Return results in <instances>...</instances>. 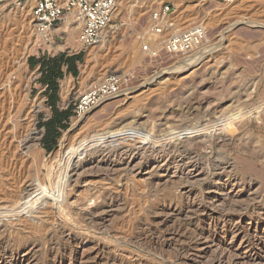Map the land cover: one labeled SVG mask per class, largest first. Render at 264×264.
<instances>
[{"label": "rangeland", "instance_id": "374dc122", "mask_svg": "<svg viewBox=\"0 0 264 264\" xmlns=\"http://www.w3.org/2000/svg\"><path fill=\"white\" fill-rule=\"evenodd\" d=\"M35 3L0 0V264H214L223 250V264H264V251L253 255L241 240L249 234L264 242V211L241 212L264 207V0H117L101 47L84 51L76 34L62 38L63 25L52 45L43 44L32 20ZM163 4L176 25L170 34L206 27L207 39L191 55L167 56L155 43L156 56L144 52L151 13ZM64 51L83 60L79 75L61 82L59 107L73 113L80 96L112 74L122 77L127 96L101 104L78 126L83 117H72L48 152L40 125L52 109L30 61ZM195 53L199 63L177 69ZM199 131L207 135L202 147L192 141L184 147L230 164L229 176L255 182L260 196L235 187L239 197L215 193L217 209L205 210L203 177L185 186L173 173L157 175L154 162L138 174L136 161L111 178L99 162L114 152L148 155L153 146ZM53 157L58 172L51 180L45 164ZM76 162L84 169L68 182L64 208L71 211L62 214L51 196ZM170 201L188 210L168 209ZM236 226L242 236L234 240Z\"/></svg>", "mask_w": 264, "mask_h": 264}, {"label": "bare ground", "instance_id": "6f19581e", "mask_svg": "<svg viewBox=\"0 0 264 264\" xmlns=\"http://www.w3.org/2000/svg\"><path fill=\"white\" fill-rule=\"evenodd\" d=\"M118 11H119L118 10V7H116L114 16L116 15V13ZM174 27L176 28V25L175 24H174ZM179 32H182V31H179L178 30V33ZM68 33H70V35H73V32H71V31H69ZM223 37H225V36H222V38H221L220 41L224 40ZM104 39H105V37H104ZM222 42H220V43H222ZM99 47H101L100 44L96 46V48H99ZM197 48L198 47L194 48L191 52H189L187 54H182L181 56H189L192 53H194ZM197 57H198V53H195L191 57L185 58L183 60V62H181L182 65L184 64L183 65L184 67L179 66V67H177V69H179V70H181V68L187 69L188 67H190V66H192V65H194L196 63H199V60H200L201 57L200 58H197ZM112 75H114V74H112ZM123 94L126 95L125 92L124 93L121 92L120 94L116 95L115 97L110 98V99H107L104 103L109 102V101H111V100H113V99H115V98H117L119 96L121 97V95H123ZM192 111H194L193 108H192ZM86 119H87V116L83 117L82 119L76 120L74 122L75 123V126H78L81 123H84V121ZM183 135H184V138H185V139H183V142L177 143V144H173L171 142H167V143H164V144H162L160 146H153V147L147 149L148 155H147V152L145 154H142V155L141 154H139V155L138 154H135V155L134 154L127 155L126 153H121V152L120 153L114 152V153H111V155H109V152H108L109 157L105 156V154H104V156H101V159H100L99 162H102L103 161L105 163V168H104L105 169V172H106L105 173V176L106 177H111V178H113V176H115V174L118 173V172H121V173L122 172H127L128 171L127 170L128 166L129 165H132L136 161H138L139 165H142V166H140V170H139L138 174H142L143 173V165L144 164L154 162V163L157 164V171H156V174L157 175H161V174H168L169 175L170 173H173L175 175H178L179 180L185 186L186 185H189V186L192 187L193 186V183L191 182L192 179H196V178L203 177L204 183H203V185H201V192H200V194H201V199H202L201 202H203L204 200H207V206L204 208L205 210H209V209L214 210V209H217V207H218L217 202H219L220 200L216 199L218 197L214 195L215 193L221 192V195H226L228 198H233V199L239 197V195L241 194V191H243V190H245L247 192H251V194H252V191L254 190V187L256 186V183L253 182V181H250V183L244 184L243 181L240 178H237L235 176H229V175H231V167H232L230 164L223 163V162H219L218 160H216V159H218L216 157H215L216 159H210V158L207 159V157H208L207 154H203L202 156L194 155L195 153L193 151L188 150L186 147H184V144H186L188 142H191V141L194 144H196V145H201L204 142V140L207 138V135L205 133H201V131H199V132H195V133H192L191 132L189 134H183ZM113 136H114V134H112L110 137H113ZM180 137H181V135H180ZM193 137H195V138H193ZM25 145H26V143H25ZM27 147L29 149L32 146H27ZM201 147H202V145H201ZM87 149H89V148H87ZM83 153H82V155H83ZM80 155L81 154H79V156ZM83 156H81V157H83ZM76 157L78 158V155L76 156V154H75L73 156V158H76ZM54 159H55V157L51 158V160L48 161L49 163L48 164H45L46 165V168L49 170V176L51 177V180H52V178H54L56 176V174L58 172V171H56L57 168L55 170H53L55 168V167L53 168L54 165H52V163L54 162L53 161ZM72 161H73V159H71V162ZM68 164H69V166L66 169L67 171L65 173V180H63V182H62L61 190L59 192H53L52 193V196H51L52 201H53L52 203L54 204V207L56 206L55 208H57V211H59L62 214H66V213H69L71 211V210H67V209L64 208L65 207V204H66V202L68 200V198L70 197V194H69V191H68V188H69V185H68L69 183L68 182H71V179L73 177L77 176L79 173L83 172L82 170L84 169V164H81L80 162L79 163L76 162V164L75 163L74 164L68 163ZM225 177H227V178H225ZM235 187L241 188L242 190L241 191H238L237 193H234L233 190L235 189ZM259 187L260 186L256 187L255 191H253V192H255L256 195H259L260 196ZM41 192H43V191H41ZM26 194H28V193H26ZM30 194H32V193H30ZM208 195L210 197H207ZM29 196L30 195H28V198H29ZM254 197H256V196H254ZM195 198L197 200L199 197L195 196ZM236 203H237V201H236ZM248 205H250V204H248ZM166 207L168 209H172V210L175 209V211L178 212V213H183V212H185V211L188 210V208H186V207H188L187 205L183 206L181 204H175L174 201H170L169 203H167L166 204ZM250 211L252 212V214L255 215L258 212L264 211V207H260V206H257V205L256 206H253L251 209H246L244 211H241V212H243V214L241 212H238V210H237L238 214L241 213L242 215H246ZM245 212H247V213H245ZM158 213H160V212H158ZM234 214H236V213H234ZM235 216H237V215H235ZM232 217H234V215L233 216H230V218H229L230 221L233 220ZM235 228L237 229V231L236 232H233V231L231 232V234H233V237L232 238L234 240L240 239L241 236H242V234H240V232H238V231H240V228L238 226H236ZM228 232H230V231H228ZM241 240H242V242H244L245 244H247V248L250 250V252H253V255L255 253L263 252L264 251V242H262L261 239H257L258 242L257 243H254V242L251 241L252 239H251V237H250L249 234L248 235H245L244 234L242 236V239ZM213 242H214V240H213ZM223 249H225V248H223ZM4 250H5V248H4ZM154 250H156V249H154ZM226 253H227V251H224V250L222 251V253H219L218 256H216V258L214 259V262H215L214 264H223L224 258L226 257V256H224V254L226 255ZM0 255H1V249H0ZM230 258H231V256H230ZM252 260H254V259H252ZM211 262L213 263V261H211ZM232 263H233V261H232Z\"/></svg>", "mask_w": 264, "mask_h": 264}, {"label": "built area", "instance_id": "2783aa9c", "mask_svg": "<svg viewBox=\"0 0 264 264\" xmlns=\"http://www.w3.org/2000/svg\"><path fill=\"white\" fill-rule=\"evenodd\" d=\"M117 0H36L32 10V20L36 34L45 45L54 43V32L59 25L77 36L76 45L82 51L96 47L104 40L109 29ZM172 8L167 4L153 11L148 23L150 40L143 47L144 52L152 53V44H159L167 56L182 55L201 46L207 39V29L197 25L179 33L170 31L174 28L171 21ZM123 79L118 74L107 76L98 86L83 93L75 105L73 117L82 118L107 99L120 94Z\"/></svg>", "mask_w": 264, "mask_h": 264}, {"label": "trees", "instance_id": "16d2710c", "mask_svg": "<svg viewBox=\"0 0 264 264\" xmlns=\"http://www.w3.org/2000/svg\"><path fill=\"white\" fill-rule=\"evenodd\" d=\"M34 59H31V61ZM82 61L83 55H79L75 58L67 59V62L74 67L75 61ZM42 63V80L44 84L49 85V90L52 91L51 107L53 109V117L51 120L45 123H41V127L45 128L46 133L42 140V146L46 151L52 152L58 144V140L62 135V131L68 129V125L73 117L71 110L60 111L56 108L57 95L59 90V84L57 79H62L64 74L61 72V65L64 62V58H44L40 60Z\"/></svg>", "mask_w": 264, "mask_h": 264}, {"label": "crops", "instance_id": "0c3cea01", "mask_svg": "<svg viewBox=\"0 0 264 264\" xmlns=\"http://www.w3.org/2000/svg\"><path fill=\"white\" fill-rule=\"evenodd\" d=\"M75 41V39H74ZM76 44V42H75ZM79 55H82V54H79L77 52H70V51H64L62 52L61 54L57 55V56H54L53 58H64V62L62 63L61 65V72L64 74V77L62 79L58 78L57 79V83L59 84V90H58V95H57V102H56V108L59 109L60 111H68V110H65V109H62L61 107H59V102H60V91H61V82L68 76L70 75L72 78H76L78 75H79V65L82 63V61H75V64H74V67H71V64L69 62H67V59H71V58H75ZM30 65L31 67L33 68H37L39 67V71L41 73V76H42V72H41V68H42V63L39 59H34L32 61H30ZM42 86L44 87V95L47 97V103L48 105L50 106V108L52 109L51 107V96H52V91L49 90V85L48 84H44L43 83V80L40 81ZM52 117H53V109H52ZM52 117H50L46 122H48L49 120L52 119ZM45 123V122H43ZM45 133H46V130H45ZM45 133L43 135V138L45 136ZM42 138V140H43Z\"/></svg>", "mask_w": 264, "mask_h": 264}]
</instances>
